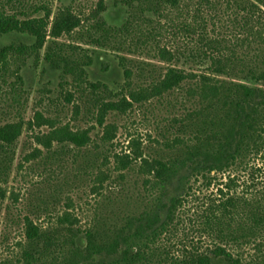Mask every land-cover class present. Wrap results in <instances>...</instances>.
I'll return each instance as SVG.
<instances>
[{"label":"trees","instance_id":"obj_1","mask_svg":"<svg viewBox=\"0 0 264 264\" xmlns=\"http://www.w3.org/2000/svg\"><path fill=\"white\" fill-rule=\"evenodd\" d=\"M114 1L125 10L120 24L104 18L105 0L92 8L71 0L56 10L54 0H0V36L17 32L33 38L0 47L1 197L24 126L28 98L22 71L29 63L36 68L43 60L59 71L61 82L78 90V101L102 128L97 143L91 128L40 111L27 122L48 127L34 135L45 149L37 166L47 175L29 191L22 238L8 264H264V186L257 176L264 171V0ZM62 35L71 40H57ZM88 44L145 60L129 61L128 67L121 56L125 78L113 90L88 80ZM149 60L165 65L158 69ZM63 97L70 101L72 92ZM151 101L177 107L171 114L165 110L156 140L160 148L144 155L132 138L129 152H111L118 127L110 115ZM73 105L79 108L78 102ZM7 108L15 119L6 117ZM91 146L97 147L92 157L86 152ZM77 152H82L79 168H97L91 191L102 196L84 226L71 211L58 208L71 198L63 196L50 171ZM41 154L34 148L25 159ZM109 157L116 178L100 167ZM131 169L141 176L143 192L124 188ZM109 178L108 189L119 190L113 198L101 193ZM199 181L205 187L218 181L213 197L194 211L197 234L211 244L201 247L185 236L172 242ZM43 215L46 224L39 221Z\"/></svg>","mask_w":264,"mask_h":264},{"label":"rangeland","instance_id":"obj_2","mask_svg":"<svg viewBox=\"0 0 264 264\" xmlns=\"http://www.w3.org/2000/svg\"><path fill=\"white\" fill-rule=\"evenodd\" d=\"M87 7H94L97 0H80ZM71 0H54V10L61 4H70ZM107 5L106 10L103 12L104 18L113 24H120L125 16V10L122 4L115 2L114 0H105ZM76 7L77 3L72 4ZM82 9L85 10L83 7ZM264 9V7H263ZM59 41H70L68 36H60L57 38ZM19 42L25 41L31 43L33 38L27 34L10 32L0 36V47L8 42ZM89 49L92 56V64L87 68L88 80L95 82L101 81L106 83L111 89L119 90L121 84L124 81V71L120 62V57L124 56L125 65L130 67L134 61L145 60V57L119 53L108 50L106 48H99L93 45H84ZM44 50H42L43 53ZM158 69L164 67V63L157 62L156 60H149ZM132 67V66H131ZM23 78V89L28 98L24 109L22 110V118L24 120V126L22 132L17 140V147L15 158L12 164L11 173L7 184H1V188L4 195H0V203L2 207L0 209V264H8L9 261L13 260V255L16 250L15 244L22 238V229L20 221L23 215L27 213V201L29 200V191L32 188H36L43 182L47 172L40 166L38 167L39 159L44 156L45 149L41 145L35 142L34 135L38 133H45L48 130L46 125L40 127L34 125L29 126L27 122H33L34 113L36 111L42 112L44 116L56 117L59 121H68L71 126L91 128V136L95 142L99 143V135L102 128L97 126L94 120L88 116L86 112V105L80 103L77 97L79 96L78 90L71 84L66 85L61 82L60 73L57 70L50 69L46 63L41 60L38 67L29 63L22 71ZM65 91L72 92V98L67 101L63 97ZM74 102L79 103V108H75ZM161 106L156 101L145 103L142 106H134L131 111L125 115L111 114L109 120H114L117 124L118 130L115 138L113 139V148L111 152L121 153L129 152L130 150V139L135 138L140 142V148L144 151V155H151L154 148H160L157 143L159 138V129L163 128L166 120L163 118L167 115V110L170 114L176 110V106L172 108L165 101ZM10 110V112H9ZM13 109H6V117L9 119H15ZM34 148L42 150L41 156L27 161L25 158L31 154ZM97 147L90 148L86 151L87 154L93 156L92 151L96 150ZM82 155V152H79ZM84 153V152H83ZM78 152L69 158L61 162L60 169L57 167H50L52 176L56 177L57 183L61 184L63 190V196L68 195L71 199L68 201L63 199L61 202V210L67 209L71 211L79 219V225H86L93 215V209L95 203L99 201L102 196L93 194L91 187L97 182H93L94 173L97 168L81 167L82 159ZM44 160V159H43ZM262 165L261 159L256 160ZM97 163L100 164V161ZM41 165V164H40ZM63 165L65 167H63ZM114 161L112 157H109V163L104 162V165L100 166L105 172L110 174L111 178H116L117 172L114 171ZM109 168V170H107ZM135 168V167H134ZM264 168V164H263ZM86 170V171H85ZM88 170V171H87ZM93 173V174H92ZM86 174H89L87 177ZM258 180L264 186V171L257 174ZM257 180V179H256ZM109 180L103 182L104 189L102 195L114 196L115 192L119 190L116 188L117 185L115 180L111 187L112 191L108 188ZM124 188L125 186L132 188L138 187L140 190H144L142 186V178L136 172L135 169H131L125 173L124 177ZM136 181V183H135ZM224 181V179H223ZM55 180H51L53 184ZM47 186H54L52 184H46ZM42 184V185H43ZM218 181H212V184L208 187L202 182H198L194 185L191 197L186 199L183 210H181V221L177 227L178 231L170 236L172 242L180 243L183 239L182 236L186 237L188 242L193 240V243H198L199 246L205 247L211 244L209 239L204 237L200 238L197 234V223L194 211L199 210L202 201L209 196L213 197L216 188L218 187ZM119 196V195H117ZM69 205V206H68ZM9 208V209H7ZM59 210V209H58ZM46 218L44 215L39 220L41 223L46 224Z\"/></svg>","mask_w":264,"mask_h":264}]
</instances>
